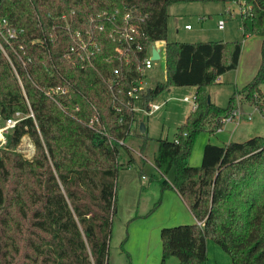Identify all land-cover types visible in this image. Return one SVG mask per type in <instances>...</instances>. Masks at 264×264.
<instances>
[{
    "label": "trees",
    "instance_id": "1",
    "mask_svg": "<svg viewBox=\"0 0 264 264\" xmlns=\"http://www.w3.org/2000/svg\"><path fill=\"white\" fill-rule=\"evenodd\" d=\"M176 1H224L242 5L244 37H261V60L254 76L236 88L227 106L207 100L205 87L236 69L243 41L169 39V6ZM0 16L22 28L14 48H0V113L4 120L22 113L0 148V264H109L117 213L120 143L131 134L135 112L128 91L141 77L138 67L157 41L165 42L166 82L148 87V106L171 86H195L198 107L173 138L157 139L154 164L160 181L174 189L197 222L163 227L162 262L207 264L208 240L226 251L232 264H264V136L204 146L200 165L189 157L200 133L217 131L220 119L246 99L264 115V0H0ZM141 12V33L128 63L113 58L115 44L98 33L100 51L85 66L66 56L71 44L63 20L85 30L91 15L107 10ZM74 12V13H73ZM239 16V15H238ZM54 33L51 38L50 34ZM41 38L43 41L33 42ZM29 56L26 64L18 57ZM121 68L120 82H109ZM112 86V88H111ZM63 87L65 93L47 94ZM115 105L120 106V111ZM99 116V122L90 121ZM145 155L152 138L137 129ZM24 136L35 145L31 158L18 148ZM128 161V165L132 164ZM139 172L143 175L145 158ZM159 179L152 176L151 179ZM160 199L152 211L157 208ZM151 211V212H152ZM127 237L122 242V245Z\"/></svg>",
    "mask_w": 264,
    "mask_h": 264
},
{
    "label": "rangeland",
    "instance_id": "2",
    "mask_svg": "<svg viewBox=\"0 0 264 264\" xmlns=\"http://www.w3.org/2000/svg\"><path fill=\"white\" fill-rule=\"evenodd\" d=\"M241 11L242 5L234 1L173 2L169 6V37L177 41H201L200 39L221 40L223 39L222 37H225L224 40L231 41L236 40L237 38L235 37L239 35L240 38L238 40L244 42V34L241 29ZM233 13H236V16H233ZM220 19L225 20V29H220L218 27ZM187 23L191 25L192 29H187L185 27ZM244 44L242 60L239 63L240 66L237 69L229 70L223 74L222 78H220L221 82L210 84L205 87L207 95L210 96L212 103L220 106H227L236 88H240L244 83L249 81L257 71L261 60V37L254 35ZM159 45L161 47L160 58L154 60L153 67L146 72L143 83L144 88L154 87L158 82H166L167 80L164 47L161 43H159ZM262 88L264 91V85ZM195 92V86H171L154 100V102L157 103L164 102L161 109L150 115L142 111H136L135 116L137 121L145 124L148 128L146 135L153 140H157L159 137L173 138L177 127L185 121L188 113L192 110V101H194ZM185 96L190 97L191 101H185L183 99ZM236 103L238 108L242 106L241 108L245 110L247 114L252 113V119L245 121V124L237 129L234 136L236 137L235 139H249L257 135L264 136V115L260 110L240 96L236 97ZM141 105V101L137 100L135 102L136 107H140ZM2 122L4 123L5 120L0 113V123ZM224 127L228 128V130L232 129L233 131V129L236 128V123L230 121L227 122ZM206 134H211V131H207L206 129L200 133L196 139L191 153L192 157L189 161L191 165H194L193 158L197 153V146L199 143H203V138ZM26 137L27 136H25L20 146V151L24 153L26 157L31 158L35 153V145L32 140L29 139L30 137ZM126 143L134 147L130 144L129 139H127ZM120 152L119 161L122 167L119 173L117 213L113 220L112 236L110 239L109 264H141L135 260L133 262V255L137 258L136 254L139 253V250H143L151 245L150 241L152 240H150V238L153 239L152 245H154V234L147 231L144 226L140 227L133 225L134 219L132 218L137 214V204L139 205V212L151 207L154 201L157 200V198L156 200L153 198L155 195L157 197V193L155 189L148 190L146 186L147 180L142 177L138 165L128 169L130 155L127 148L121 146ZM158 174L159 177L162 178L159 172ZM127 235L129 237L128 242L126 243L125 241L122 245ZM123 249H126L129 254H132V260ZM152 260L154 261V256ZM153 261L150 262V264H154ZM207 264H232V261L230 255L224 251L220 245L213 240H209Z\"/></svg>",
    "mask_w": 264,
    "mask_h": 264
},
{
    "label": "built area",
    "instance_id": "3",
    "mask_svg": "<svg viewBox=\"0 0 264 264\" xmlns=\"http://www.w3.org/2000/svg\"><path fill=\"white\" fill-rule=\"evenodd\" d=\"M1 7V3H0ZM74 13V12H73ZM56 19L63 20V29L68 32L71 44L69 49L66 52V56L73 60L75 63L80 62L84 66L86 64H92L94 57L97 52L100 51L101 46L99 43L98 33H107L109 39L115 44L114 54L111 57H108V61H111L113 58L117 59L122 65L128 63L131 58V53L134 49L143 50L141 44L134 45V41L138 35H140L141 22L144 19V16L141 12L134 14L131 10L121 13L118 9L114 12H109L107 10L98 12L94 15H91L89 20V25L85 30L74 29L72 26V20L69 18L68 14L63 13L58 16ZM225 20L221 19L218 22L219 28H224ZM186 28H191V25L188 24ZM23 32L22 28H17L11 24L6 17L0 16V48L5 53L10 63L12 64L17 76L19 77L16 67L13 63L12 58L7 53L4 42H6L10 47L14 48L13 41L17 40L21 33ZM51 38L54 36V33L50 34ZM43 40L41 38L33 40V42L41 43ZM152 46L148 48V53L142 60L141 64L138 67V71L141 73V77L134 81L131 90L128 91V96L131 98V109L136 111H142L143 113L150 115L161 109L163 103L151 102L146 107L142 103L140 107L135 106L137 100L142 102V95L145 92L143 87L144 79L146 77V72L153 67L152 58ZM15 49V48H14ZM18 57L22 60L24 64L27 61H30L31 58L27 56L23 58V55L18 54ZM113 78L109 79V82H120L121 68L119 66L113 69ZM112 88V86H111ZM67 90L63 87H55L47 90L48 95H52L57 92L65 93ZM185 101H191V98L185 96L183 98ZM198 107V104L195 100L192 101V110H195ZM116 110L120 111V106L115 105ZM246 116L248 119H252L251 114H244L240 108L235 109L232 113L221 117L220 124L221 126L230 121H237L243 119ZM22 118L21 112H16L14 116L5 120L4 125L0 127V141L2 143L6 142V134L16 125V123ZM99 122V116L96 115L90 123ZM138 125L134 121L131 123V134H133L134 129H137ZM120 143H125V140H121Z\"/></svg>",
    "mask_w": 264,
    "mask_h": 264
},
{
    "label": "crops",
    "instance_id": "4",
    "mask_svg": "<svg viewBox=\"0 0 264 264\" xmlns=\"http://www.w3.org/2000/svg\"><path fill=\"white\" fill-rule=\"evenodd\" d=\"M232 15L236 16V13H233ZM188 24L189 23L185 24V27ZM225 27L226 26H224V28H220V29H225ZM187 29H192V27L187 28ZM169 33H170V29H169ZM253 36L254 35H248V36L244 37L243 48L245 45L244 43L248 39L252 38ZM170 38L171 37H169V39ZM175 38H177V37H175ZM222 38L225 39V37H222ZM235 38H237L236 40H238L240 38V36L237 35ZM170 40H174V38L170 39ZM200 40L206 41V40H217V39H200ZM181 41H185V40H181ZM188 41H198V40H188ZM159 43H161V45H163L164 52H165V42L164 41H157L153 44V46H155L158 49L159 54L161 55V47H160ZM243 48H242V53H243ZM242 53H241L240 61L242 60ZM239 66L240 65H238V67ZM222 76L220 78H222ZM246 83H244L243 85H245ZM196 91H197V88H196ZM195 95H196V92H195ZM241 110L245 115L247 114L246 111L243 110L242 108H241ZM249 114L252 115V113H249ZM247 119L248 118L246 116H244L243 119L240 120L239 122L233 120V122L236 123V128H234L233 131H232V129L228 130V128H225L224 127V125L226 124L225 123L217 131L211 132V134H209V135L206 134V136L203 138V143H201V144L199 143L197 146V150H196L197 153L195 154V156L193 158L194 165L195 164H198V165L201 164L204 146L207 143L210 142V143H215V144H219V145H224V144L230 142L231 140H237V139H235L236 137H234L235 133H236L237 129H239L242 125L245 124V121L250 120V119H248V120ZM135 122L137 123V125H138L137 129L139 130L141 127V124H143V123H139L136 119V116H135ZM3 125H4L3 122L0 123V127ZM144 126L146 128V131H145V133H146L148 131V128L145 124H144ZM137 129L136 128L134 129L133 134L128 136L125 139V143H124V144H127L126 141H127V139H129L130 144H132L134 146V147H132L129 144H127V147L129 148L128 153L130 155V159H133L132 164L129 165L128 169H130L133 166L136 167L137 165H138V167H140V165L142 164V160H141V158H138V157H144L145 158V163L143 165L142 177L145 178V180H147L146 186L148 187V190H150V189L156 190L157 197L155 195V197H153V198H155V200L157 198V200L154 201V203L152 204L151 207H149V208H147L141 212L138 211L139 205L137 204V208H136L137 214L132 218V219H134L133 220L134 223L133 222L132 223L135 226H140V227L144 226L147 231L152 232L154 234L155 243H154V245H152L153 239L150 238V240H152V241H150L151 245L144 248L143 250H139V253L136 254L137 258L135 257V255H133V262L135 260L141 264L142 263L143 264H150V262L153 261L152 257L154 256L153 263L154 264H161V262H162V239H161L162 228L166 227V226H173V225H178V224H192V223L197 222V219L195 218V215L193 214L191 209L188 207V205L184 202V200L181 198V196L174 189L161 185L160 181H162L165 178L169 182H172L173 178H174V174H173V172H170L167 175V177H165V178L159 177V174H158L157 169H156L155 164H154V158L158 152L159 143L157 140L152 139L149 143L146 154L143 155L140 152V145L142 144V138L137 134ZM207 131H209V130L207 129ZM27 137L29 138V136H27ZM24 139H25V136L23 137L22 142L24 141ZM242 140H245V139H238L237 141H242ZM22 142H21V144H22ZM5 143H2L0 141V148ZM21 144H20V146H21ZM20 146L18 148L19 150H20ZM191 157H192V154L189 157V161H190ZM152 175L158 176L159 180H157V179L152 180L151 179ZM119 176H120V174H119ZM118 180H119V177H118ZM158 199H160V203L157 206V208L152 211V209H153L155 203L158 201ZM128 239H129V237L127 235L126 243L128 242ZM207 246H208V251H209V240H208ZM123 250L128 253V251L126 249H123ZM128 257L132 260V254L128 253ZM168 264H179V260L176 257H171L168 260Z\"/></svg>",
    "mask_w": 264,
    "mask_h": 264
},
{
    "label": "water",
    "instance_id": "5",
    "mask_svg": "<svg viewBox=\"0 0 264 264\" xmlns=\"http://www.w3.org/2000/svg\"><path fill=\"white\" fill-rule=\"evenodd\" d=\"M152 58L154 60L160 58L159 51H158V49L155 46L152 47ZM207 100H208L209 103L211 102L210 96L207 97ZM140 130H141V133H145L146 128H145L144 124H141Z\"/></svg>",
    "mask_w": 264,
    "mask_h": 264
}]
</instances>
